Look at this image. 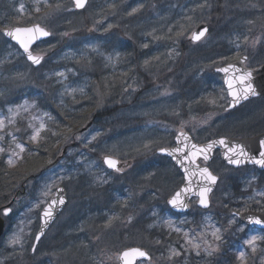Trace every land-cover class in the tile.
I'll return each instance as SVG.
<instances>
[{"label": "rangeland", "instance_id": "374dc122", "mask_svg": "<svg viewBox=\"0 0 264 264\" xmlns=\"http://www.w3.org/2000/svg\"><path fill=\"white\" fill-rule=\"evenodd\" d=\"M52 1L0 0V29L10 26L12 19H19L21 24L38 21L54 33L52 40L35 47L39 53L50 54L47 63L36 71L21 59L20 49L0 36V121H3L0 148L4 149L0 156L9 154L7 162L12 159L13 163L8 164L14 168L27 147H33L32 153H37L39 143L48 138L46 134L50 131L53 135L48 144L55 139V150H61L72 138H77L78 146L57 167L41 168L36 178L27 182L25 195L15 205L12 227L1 240L0 264L15 259L35 264H116L122 247L150 240L149 234L143 237L135 231L143 222L140 218L150 216L157 217L151 229L160 224L166 236L172 235L169 239L176 241L166 243V253L156 257L158 263L162 262L161 258L175 264H210L212 255L205 243L211 244L216 236L220 238L219 231L212 229L215 226L212 216L170 215L166 211V199L181 184L182 176L171 161L169 168L164 161L157 169L159 174L155 179L159 183L147 169L154 162L161 165L159 158L152 161L154 153L158 147L173 142L178 126L187 127L196 138L232 135L246 129L239 127L243 122L262 117L264 99L226 118L228 95L222 78L213 71L242 54L250 56L249 66L264 62V4L260 5L264 0H224V4L221 0H162L159 10L156 8L150 18L141 19L137 18L147 12L148 0H90L84 13L75 12L71 0H57V8L48 11ZM208 19L215 22L216 28L207 43L181 55L182 44L195 26ZM119 29L138 41L136 52L140 58L135 62L146 73L140 75L142 80L133 74L132 81L125 82V86L131 82L129 87L133 92L123 102L117 97L121 87L115 75L129 53L126 55L124 48L130 49L131 44L124 42ZM72 31H77V36L67 38ZM220 44L227 45L228 52L218 51ZM211 47L215 51L208 52ZM207 52L211 56L197 60ZM190 58L197 61L190 62ZM57 63L67 70L52 71ZM51 80L58 90L52 98L61 110L67 111L66 119L71 120L82 110L89 112L88 117L100 112L92 129L78 135L73 123H64L56 129V119L37 108L39 92L44 95L50 91L43 85L47 81L51 84ZM84 95H89V100ZM80 97L84 104L77 102ZM17 125H21L27 139L23 152L16 147L21 139L20 129L13 130ZM224 126L229 129L223 132ZM263 127L261 124L260 130ZM37 130L39 137L33 141L30 137ZM7 135L14 150L4 143ZM108 153L125 161L142 160L126 172L127 176H120L102 163ZM222 174L225 193L215 199V210L227 213L232 238L244 236L241 242L247 249L243 251L242 264H264V247L259 245L264 235L247 233L245 225L231 218L232 205L228 201L239 191L236 200L244 202V206L263 208L264 183L253 181L254 170L231 173L224 169ZM231 177H236L238 188ZM154 184L159 188L151 187ZM63 185L70 197L67 209L44 239V245L33 255L30 251L42 207L56 188ZM147 189L155 190L157 195L150 193L143 198L142 192ZM122 192L128 196L123 197ZM114 199L117 204L113 203ZM253 236L258 237L255 251L246 243ZM16 238L18 243L10 242ZM242 247L231 244L235 254H241ZM203 254L205 258L198 262ZM10 257L12 260H8ZM236 263L231 260V264Z\"/></svg>", "mask_w": 264, "mask_h": 264}, {"label": "water", "instance_id": "95a60500", "mask_svg": "<svg viewBox=\"0 0 264 264\" xmlns=\"http://www.w3.org/2000/svg\"><path fill=\"white\" fill-rule=\"evenodd\" d=\"M89 0H84V6L81 8L76 7L78 10H84L88 3ZM73 3L76 6V2L75 0H73ZM36 25V24H34ZM40 25V24H39ZM33 25H23V26H13V28L15 27H32ZM41 26V25H40ZM42 27V26H41ZM13 28H9V29H3L2 32L5 35V31L6 30H11ZM44 28L49 35L47 36H39L37 39H35L30 45H29V51L31 52V54L34 57H38L39 58V63H33L32 60H30L28 58V53L25 52L24 48L21 47L20 43H18L16 40H14L12 37L5 35L8 39H10L12 42H15L18 44V46L20 47V49L23 50L24 54L26 55L27 59H29L30 62L33 63V65L39 66L42 64V62L44 61V57L42 55H38L36 53H34V46L35 44L42 42V41H46L47 39L51 38V31L46 28V27H42ZM207 30L204 32V35L201 36L198 40L194 39V35H198L201 31L203 30ZM209 25L208 23H201L200 25H198L195 30L194 33L192 35L191 41L193 42H198L201 41L202 39H204L206 37V35L209 33ZM246 58V59H245ZM247 56H243L241 58H239V60H237L236 62L230 63L229 65L223 66V67H219L216 71L217 72H222L224 75V83L226 84L229 96H230V107L229 110L237 108L239 106H241V103L252 99V97H256V96H263L264 95V65H261V67L258 68H248L246 66L247 63ZM222 69H227V71H222ZM236 69H239V71H236ZM245 72H251L252 73V77H251V81L250 83L252 84V86L255 88L256 90V95H248L247 99H243V95H244V90L247 88L249 81L248 80H243V76ZM229 81L232 82V88H229ZM232 92H235L238 94V96L240 97L239 103H234L233 100V96L231 95ZM91 125V123L87 126L89 127ZM185 137H187V139H185ZM223 140L224 144H220L219 141ZM264 140V134H261L259 136H255L254 138H243V139H237V138H226V137H221V139H214L211 140V142L205 143V144H197L194 139L191 137L190 134L185 133L183 131H179L177 137H176V142H177V146L176 147H168V148H161V149H166L167 151H161V149H159V153H161L162 155H165L167 157H171L172 160H174V162L176 163V165L179 167V169L181 171L184 172L185 174V183L181 186V188L177 191V193H180V200L183 202L184 205H186V207H178V206H174L173 204L170 203V201L176 196L177 193H175L173 196H171V198L168 200V203L170 204V206L178 211V212H186L189 211L191 208L190 205V200L192 199L193 196L197 195L200 197L199 193L201 191V189H203L205 186L210 187L211 191L207 193V206H210V202H209V197L211 195V193L213 192V189L215 188V186L218 183V177L206 166H200L199 161L202 158H204V155L208 156L207 161L210 162L212 160V156L215 153V151L217 149H221L223 152V158L224 160H226L229 163V158L231 159H239L241 162L239 164H232L229 163L230 165H235L237 167L239 166H244V165H255L256 163H254L252 160L246 158V156L240 155L239 154V149L236 148L237 145L242 146L243 151L247 154V157H254L255 159H260V152L264 151V148L261 147L260 141ZM195 145L196 147L193 148L192 146ZM211 145V148H209L208 146ZM176 148H182L183 152H176L173 155H169L168 152L172 151L173 149ZM229 148H233L235 149L234 152H230ZM198 149L202 150V151H197ZM190 153H196L195 156L190 155ZM175 157V158H174ZM187 157V158H185ZM106 159H111L114 160L116 162V166L115 167H109V165L105 162ZM178 160H183V163H178ZM104 163L107 164V166L112 169V170H118L121 166V163H119V159H117L116 157L113 158L110 155L105 156L104 158ZM259 167H261L259 164H256ZM203 168H207L208 171L215 176L216 182L214 184H210L204 176L201 175V169ZM262 169H264V167H261ZM185 189H190L188 191H185ZM52 199L43 207L42 213H41V225L40 228L38 230V233L36 235V237L38 235H40L41 229L44 225V221H45V217L43 215L44 211L46 209H49V206L51 205V219L48 220L47 226L43 227V235L40 236V239L37 240L35 238V245L33 247V250H35V248L37 247V245L40 243V240L44 237V235L49 231V228L54 224V222L56 221V218L64 211V207L67 205L69 198L67 197V189L66 187H60L56 190V192L52 195L51 197ZM63 199V203H59V201ZM201 199V197H200ZM200 199H199V204L202 207H205L204 205H202L200 203ZM55 201V203H53ZM14 203V201H11L9 205L1 207L0 208V239L1 236L3 235V231L6 225V221H5V217L9 216L10 213L12 212L11 210V206ZM5 210H10L8 211V214L5 215ZM241 220L243 222L248 223L250 226L252 227H260V228H264V223L261 224H255V223H250L248 220V217H254V218H258L261 221H264V214H261L259 212H253V211H249L246 212L244 214H239ZM133 248H137V247H133ZM132 249V248H130ZM140 249V248H139ZM142 251L147 253V257H135L133 264H135L138 260L141 259H149V254L146 250L142 249Z\"/></svg>", "mask_w": 264, "mask_h": 264}, {"label": "flooded vegetation", "instance_id": "af4514ba", "mask_svg": "<svg viewBox=\"0 0 264 264\" xmlns=\"http://www.w3.org/2000/svg\"><path fill=\"white\" fill-rule=\"evenodd\" d=\"M125 92V91H124ZM228 115L230 116V113H228ZM254 120V119H253ZM264 124V116L263 119L261 121ZM264 129V128H263ZM217 156V155H216ZM216 156L214 157V160L212 161V163L210 164V167L213 169V167H215V160H216ZM217 162H218V168L213 169L215 170V173L217 175H219V184L216 187V189L214 190L212 196H211V206L206 208V209H202L201 207H199L198 202H197V198H192V208L191 210L187 213V214H180L178 215V217H188V218H193L196 217L200 214L203 215H211L214 222L213 224L215 226H212V229H219V233H220V238L216 239V238H212V243L211 244H207L206 245L209 246V251L212 255V257L210 258V264H231V260L234 259L235 262H237L238 264H242L241 258H240V254H235V250H231V244H240L243 245L242 248H240L241 250L239 251V253H243V251H245L246 245L245 243H242L241 240L244 239V236L242 237H237L236 239L232 238L230 236L229 233V227L227 226L228 224V215L227 213H225V211H216V201L215 199L217 197H219V199L224 196L225 190L223 187V181H224V177H223V170L224 168L227 169L228 171H231V173L234 172H239V171H244L247 170V168H244L242 170H238L237 168H231L228 166H225L222 168V158H220V156H217ZM254 168H248V170H253ZM236 177H231L234 187L237 188L238 184H235L236 179H234ZM256 184H260L262 183V181H264V173L263 174H258L256 172L255 176L253 177ZM229 179V180H231ZM243 186V184L241 185ZM153 194L157 195L156 191H153ZM233 195H237V198L240 197V194H238V191H235V193ZM236 197H232L230 199H228V201H230L229 203H231V213H230V217L237 219L238 223H242L240 222L239 218H238V213L240 212H246V210H255V211H261L264 212V206L263 208H256V207H247L244 206V202L237 201ZM226 210V209H225ZM157 218V217H142L140 218L143 222L139 223L137 225V228L135 231H139V233H141V235L143 237H148V234L150 236V240H148L147 242H143L141 243V245H138L139 247H144L147 249V251L150 253L151 259L149 260H141L139 261L137 264H141V263H146V264H175L173 262H165L164 260H162L160 258V263L157 262V256H160L162 253H166L167 250V246L165 244V236H163L164 233V228L162 225L160 224H156V227L154 226L153 229H151L150 225L152 224L153 220ZM246 230H250V232H254V233H259V234H263L264 232L260 231V230H253V229H249L247 227ZM150 243V244H149ZM139 244V243H138ZM259 245L260 247H264V241H259ZM130 246H135V245H130ZM126 248H130V247H126ZM105 249V246H104ZM120 254V253H119ZM118 254V256H119ZM205 254V253H204ZM202 255L203 257L198 258V262H200L202 259L205 258V255ZM248 257V256H247ZM250 257V254H249ZM119 259V258H118ZM236 263V264H237ZM120 264V260L119 263Z\"/></svg>", "mask_w": 264, "mask_h": 264}, {"label": "snow or ice", "instance_id": "6c2138e0", "mask_svg": "<svg viewBox=\"0 0 264 264\" xmlns=\"http://www.w3.org/2000/svg\"><path fill=\"white\" fill-rule=\"evenodd\" d=\"M75 2H76V7H78V8H81V7L84 6V0H75ZM22 9H23V6H21V10ZM36 11L38 12L39 8H37ZM135 11H136V9H133V12H135ZM205 31H207V30L205 29V30L201 31L198 35H194V39L198 40L201 36L204 35ZM5 35L12 37L14 40H16L18 43H20L21 47L24 48L25 52L28 53V58L30 60H32L33 63H39V58L38 57H34L31 54V52L29 51V45L35 39H37L39 36H47V35H49V33L44 28H42L39 24L33 25L32 27H15V28H13L11 30H6L5 31ZM222 71H227V69H222ZM236 71H239V69H236ZM251 77H252V73L251 72H245L244 76L242 78L243 80H248L249 81L247 88L244 90L243 99H247L249 94H251L253 96L257 94L255 88L250 83ZM228 83H229V88L231 89L232 88V82L229 81ZM231 95L233 96L234 103H239L240 97L238 96V94L235 93V92H232ZM10 111H11V109H10ZM43 127H44L43 124H41V128H43ZM2 128H3V121H0V129H2ZM38 137H39V130H37L35 132V134L30 137V139L35 141V140H37ZM0 139H3V137H0ZM185 139H187V137H185ZM219 143L220 144H224V141L221 140V141H219ZM260 144H261V147L264 148V140H261ZM16 147L19 148L21 152L24 151L23 145L17 144ZM192 147L195 148L196 146L193 145ZM208 147L211 148V145H209ZM236 148L239 149V154L240 155L246 156V158L252 160L254 163L259 164L261 167H264V151L260 152V154H259L260 155V159H255L254 157H247V154L243 151L242 146L237 145ZM3 151H4V149L0 148V152H3ZM161 151H167V150L166 149H161ZM197 151L199 152V151H202V150L198 149ZM229 151L230 152H234L235 149L229 148ZM176 152H181L182 153L183 149L182 148H176V149H173L172 151H169L168 154L174 156V153H176ZM190 155L195 156L196 153H190ZM185 158H187V157H185ZM207 159H208V156L204 155V160H207ZM105 162L109 165V167H115L116 166V162L114 160L106 159ZM240 162L241 161L239 159H231V158H229V163L239 164ZM8 163L12 164L13 163L12 159H9ZM178 163H183V160H178ZM200 171H201V175L204 176L205 179L210 184H214L216 182L217 178L215 176H213L208 171L207 168H203ZM188 190H190V189H185V191H188ZM210 191H211V188L205 186L203 189H201V191L199 193V195L201 197L200 203L202 205H204L205 207L207 206V193L210 192ZM53 203H55V201ZM59 203L62 204L63 203V199H61L59 201ZM170 203L173 204L174 206L186 207V205H184L183 202L180 200V193H177L176 196L170 201ZM50 209H51V205L49 206V209H46L44 211V213H43L44 217L46 218L45 221H44L43 227H46L47 223H48V220L51 219L52 213H51ZM8 211H10V210H5V215L8 214ZM248 220H249L250 223H255V224L264 223V221H261L260 219L254 218V217H248ZM43 227L41 229L40 235H38L36 237L37 240H39L40 236L43 235ZM217 231H219V230L217 229ZM213 235H216V233H213ZM216 238L219 239V236H216ZM257 239H258V237L253 236L250 240L246 241L247 244L252 246L253 251H255V241ZM10 242L15 244V243H18L19 241H18V238H16V239L11 240ZM196 247H198V245H196ZM173 254L174 255H178V253H175V252H173ZM135 257H147V253L142 251L139 248H132V249H129L127 251H124L120 255L119 258L123 261V264H133V261H134ZM240 257H241V259H243L244 253H241Z\"/></svg>", "mask_w": 264, "mask_h": 264}, {"label": "trees", "instance_id": "16d2710c", "mask_svg": "<svg viewBox=\"0 0 264 264\" xmlns=\"http://www.w3.org/2000/svg\"><path fill=\"white\" fill-rule=\"evenodd\" d=\"M158 1L159 0H148V3L145 6V11H147V12L145 14H140L137 19L150 18L153 14L152 10H154L156 8L158 10L160 9L159 8L160 3ZM221 1L224 4V0H221ZM263 4L264 3H261L260 5L262 6ZM52 7L53 6H51L48 11L55 10L57 8V5L55 6L54 9H52ZM17 21H18V19H12V21L10 23H12V25H13V23H16ZM89 30H90V28L86 32V35L89 34V32H90ZM119 31H120L119 34H121L122 37L123 36L126 37V35L123 34V32L120 29H119ZM81 33H82V31H81ZM76 34H77V31H75V32L72 31V33L69 32L68 38L70 36H75ZM137 43H138V41L134 40V42L132 43V44H134L133 48H132V50L130 49L131 51H129L128 56L132 57L134 55V51L138 48V45H139ZM222 48H224V47L222 46ZM127 52L128 51H126V54H127ZM81 100H83V97H80L79 101H77V102L79 103ZM39 102L41 104L39 106L41 111L44 110V111L49 112L50 115H54V116H49V117H53L56 119V121L59 124V129L61 127L60 124H64L66 122L71 123V121L74 119H75L74 120L75 121V129H78V127H79L78 124L85 122V114L87 113V111L82 110L80 113L76 114V116H74V118H72L71 120H68V119H66V115L56 116L55 112H53L51 109L53 107L52 104H48L47 102L43 101L42 99L39 100ZM53 102H55V101L53 100ZM54 109H56V108H54ZM87 115H89V112L87 113ZM51 135H53L51 131L46 134V137H48V138L45 141H43L42 146L40 147L39 152H38L39 154H37V155H33V154L26 155V154H24L23 160L21 161V163H19V165L17 166L16 169H11L10 167H6L7 166L6 160L8 159V157L2 156L0 158V206L9 202L10 198L13 197L14 195H17V194L20 195V193L23 190L21 183L23 181H25L26 179H29V176L31 173H34L37 170H39L40 167H42V165L44 163H46L48 158H50L51 156H54V152L52 151V144L51 143L48 144ZM43 144H45V145H43Z\"/></svg>", "mask_w": 264, "mask_h": 264}]
</instances>
